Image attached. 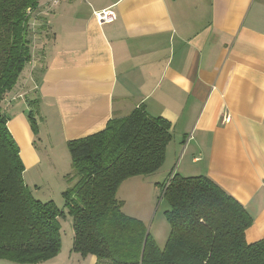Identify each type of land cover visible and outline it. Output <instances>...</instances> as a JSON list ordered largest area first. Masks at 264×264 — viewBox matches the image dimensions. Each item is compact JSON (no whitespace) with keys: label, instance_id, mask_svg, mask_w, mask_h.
Masks as SVG:
<instances>
[{"label":"crops","instance_id":"0c3cea01","mask_svg":"<svg viewBox=\"0 0 264 264\" xmlns=\"http://www.w3.org/2000/svg\"><path fill=\"white\" fill-rule=\"evenodd\" d=\"M104 10L117 20L100 24ZM31 25L37 74L5 105L25 174L43 164L32 106L64 147L144 106L172 126L161 169L212 179L252 218L247 242L264 239V0H62ZM59 256L97 264L63 245L40 264Z\"/></svg>","mask_w":264,"mask_h":264},{"label":"trees","instance_id":"16d2710c","mask_svg":"<svg viewBox=\"0 0 264 264\" xmlns=\"http://www.w3.org/2000/svg\"><path fill=\"white\" fill-rule=\"evenodd\" d=\"M41 3L0 0V261L40 264L56 258L62 249L61 220L69 215L72 250L94 256L97 264H264V239L246 240L252 218L209 177L173 175L165 186L170 233L163 248L142 221L123 212L122 184L158 172L173 138L171 123L150 116L144 106L68 142L73 185L62 194L64 210L34 198L5 105L33 60L31 22ZM29 120L37 134L33 111Z\"/></svg>","mask_w":264,"mask_h":264},{"label":"rangeland","instance_id":"374dc122","mask_svg":"<svg viewBox=\"0 0 264 264\" xmlns=\"http://www.w3.org/2000/svg\"><path fill=\"white\" fill-rule=\"evenodd\" d=\"M37 68H34V64H27L23 74H27L28 71H37ZM31 110L40 129V134L38 133L36 138V149L43 164L39 170H32L28 174L24 172V180L35 199L42 202L54 201L59 209L64 210L62 194L73 185L68 178L72 172L68 146L64 147L60 144L57 127L51 130V137L50 129L41 121L36 107L32 106ZM170 172L165 173L164 169H160L149 176L128 179L118 192V199L124 202L123 212L127 216L142 221L156 242H159H157L159 247L165 246L170 233V225L165 216L169 206L163 198L165 186L174 175ZM61 226L63 254H67L73 246V224L69 215L61 220ZM55 262L60 264V256Z\"/></svg>","mask_w":264,"mask_h":264},{"label":"built area","instance_id":"2783aa9c","mask_svg":"<svg viewBox=\"0 0 264 264\" xmlns=\"http://www.w3.org/2000/svg\"><path fill=\"white\" fill-rule=\"evenodd\" d=\"M62 0H42L41 6H45L48 12H51L55 7H57ZM40 6V7H41ZM96 17L100 24H111L117 20V14L112 10H104L96 13ZM172 176L167 182L166 186L169 185Z\"/></svg>","mask_w":264,"mask_h":264}]
</instances>
